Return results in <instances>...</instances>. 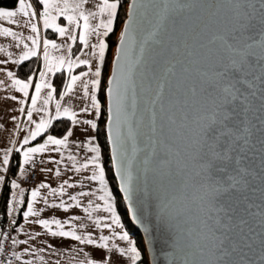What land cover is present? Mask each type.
<instances>
[{"label":"snow or ice","instance_id":"snow-or-ice-1","mask_svg":"<svg viewBox=\"0 0 264 264\" xmlns=\"http://www.w3.org/2000/svg\"><path fill=\"white\" fill-rule=\"evenodd\" d=\"M12 4L0 264H264V0Z\"/></svg>","mask_w":264,"mask_h":264},{"label":"crops","instance_id":"crops-1","mask_svg":"<svg viewBox=\"0 0 264 264\" xmlns=\"http://www.w3.org/2000/svg\"><path fill=\"white\" fill-rule=\"evenodd\" d=\"M96 2V0H88V4H87V7H92V5ZM2 23V22H0ZM5 26H9L7 24H5ZM119 31V30H118ZM117 31V32H118ZM4 43H7V41L5 40V38L3 37H0V44H4ZM78 47V45L74 46V50L75 48ZM0 56H2V54H0ZM0 79H6L4 77V75L2 73H0ZM6 95V93L4 91H0V116H3L4 117V121H6L7 119V109L10 108L13 104L12 101H6L3 99V97ZM15 114V113H13ZM4 121H0V122H4ZM3 136H4V133L2 131H0V140L3 139ZM71 175V174H69ZM41 177H38V179H40ZM46 182H50L51 183V186L52 187H56L58 184H59V180H57L54 176L50 177V180L49 181H46ZM70 191H76V190H70ZM84 203L86 204V200L84 201ZM71 211L68 213V214H71ZM78 212L79 215L81 216H84V213L81 211V210H75ZM68 214H65L64 212L62 211H57L55 213V215L57 216V218H67V215ZM103 215V212L102 210L98 211L97 213H94L93 215ZM50 215V213L48 211H45V213L42 214V218H48ZM85 223H90L88 222L86 219L84 221ZM105 234H107V232H105Z\"/></svg>","mask_w":264,"mask_h":264},{"label":"trees","instance_id":"trees-1","mask_svg":"<svg viewBox=\"0 0 264 264\" xmlns=\"http://www.w3.org/2000/svg\"><path fill=\"white\" fill-rule=\"evenodd\" d=\"M0 6H8V7H11V6H13L12 0H0ZM122 15H123V13H122ZM120 26L121 25H120V23L118 21L117 22V31L119 30ZM111 39L112 40H115V36H113ZM109 54H111V50H110V53ZM125 223H127V221H125ZM3 226H6V219L4 217L3 212L0 211V227H3ZM133 237H134V239H136L139 242L140 238L138 236L133 235Z\"/></svg>","mask_w":264,"mask_h":264},{"label":"water","instance_id":"water-1","mask_svg":"<svg viewBox=\"0 0 264 264\" xmlns=\"http://www.w3.org/2000/svg\"><path fill=\"white\" fill-rule=\"evenodd\" d=\"M133 235L138 236L140 239L142 238V232H139L138 230L133 232Z\"/></svg>","mask_w":264,"mask_h":264},{"label":"built area","instance_id":"built-area-1","mask_svg":"<svg viewBox=\"0 0 264 264\" xmlns=\"http://www.w3.org/2000/svg\"><path fill=\"white\" fill-rule=\"evenodd\" d=\"M37 179H38V177H37ZM29 183H31V182H29ZM14 234V233H13ZM9 243H10V240H9Z\"/></svg>","mask_w":264,"mask_h":264},{"label":"rangeland","instance_id":"rangeland-1","mask_svg":"<svg viewBox=\"0 0 264 264\" xmlns=\"http://www.w3.org/2000/svg\"><path fill=\"white\" fill-rule=\"evenodd\" d=\"M120 29V28H119ZM26 190H28V189H26Z\"/></svg>","mask_w":264,"mask_h":264}]
</instances>
